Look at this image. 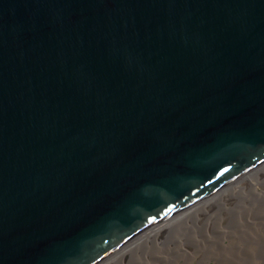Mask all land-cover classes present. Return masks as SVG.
<instances>
[{
  "label": "water",
  "instance_id": "obj_1",
  "mask_svg": "<svg viewBox=\"0 0 264 264\" xmlns=\"http://www.w3.org/2000/svg\"><path fill=\"white\" fill-rule=\"evenodd\" d=\"M264 162V0H0V264H97Z\"/></svg>",
  "mask_w": 264,
  "mask_h": 264
},
{
  "label": "rangeland",
  "instance_id": "obj_2",
  "mask_svg": "<svg viewBox=\"0 0 264 264\" xmlns=\"http://www.w3.org/2000/svg\"><path fill=\"white\" fill-rule=\"evenodd\" d=\"M240 182L108 264H264V172Z\"/></svg>",
  "mask_w": 264,
  "mask_h": 264
},
{
  "label": "bare ground",
  "instance_id": "obj_3",
  "mask_svg": "<svg viewBox=\"0 0 264 264\" xmlns=\"http://www.w3.org/2000/svg\"><path fill=\"white\" fill-rule=\"evenodd\" d=\"M264 172V162L258 165L256 168H254L252 171H248L239 178H236L235 181L230 182L229 184L225 185L223 188H219L216 190L214 193L206 197L205 199L199 200L197 203L189 207L188 209L186 208L185 210L181 211L179 214L172 216L169 221L163 222L160 225L154 227L129 245L125 246L124 248L116 251L115 253L111 254L110 256L106 257L105 259L101 260L97 264H108L115 260L118 257H124L132 248L138 246L141 242L142 239L146 236L148 237H153L157 236L160 232H162L164 229H167L168 227H171L177 220H181L188 216L193 210L196 208L198 209L199 207L206 206V204L210 203V201H213V199L220 197L225 191L232 190L235 187L239 186L241 183V179L246 178L249 175H258L260 173ZM201 209V208H200Z\"/></svg>",
  "mask_w": 264,
  "mask_h": 264
}]
</instances>
